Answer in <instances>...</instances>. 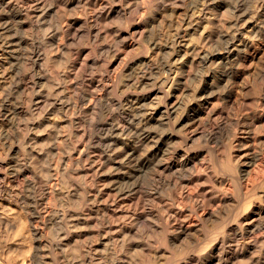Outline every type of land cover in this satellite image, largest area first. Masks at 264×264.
<instances>
[{
    "label": "bare ground",
    "instance_id": "1",
    "mask_svg": "<svg viewBox=\"0 0 264 264\" xmlns=\"http://www.w3.org/2000/svg\"><path fill=\"white\" fill-rule=\"evenodd\" d=\"M0 200V264L262 253L264 0H0Z\"/></svg>",
    "mask_w": 264,
    "mask_h": 264
},
{
    "label": "rangeland",
    "instance_id": "2",
    "mask_svg": "<svg viewBox=\"0 0 264 264\" xmlns=\"http://www.w3.org/2000/svg\"><path fill=\"white\" fill-rule=\"evenodd\" d=\"M52 118H53L52 116H48L49 121H51ZM66 125L67 123L62 122L60 118V131L62 134L67 133L68 125L67 126ZM43 138H45V134L43 135ZM19 213H20V209L18 208V206L12 203L9 204L5 202L4 200H0V240H3L5 239V237H7L8 233L6 231H3V229L9 227V236H8L9 240L7 242V245L9 246L10 251H13V254L16 257V260H19L21 258L19 257L20 254L17 253V245L20 243V240H19L20 237H19V232L17 230L16 221L18 219L17 217ZM30 225L31 223L28 226V232H27V236H28L27 248L29 250L30 257H28V261L26 262V264H32L31 263L32 254L34 253L35 246L37 245L31 233ZM52 232L54 233V230H52ZM253 250L254 249L251 250L247 258L244 257L243 260L242 258H240V261H237L236 264H255V263L264 264V250H262L261 251L262 253H259V255H258V251L260 252V250L258 248L255 249L256 251L258 250L257 253H255L256 251L254 250L255 251L254 252ZM257 259L261 261H257ZM66 263L68 264V260H66Z\"/></svg>",
    "mask_w": 264,
    "mask_h": 264
}]
</instances>
